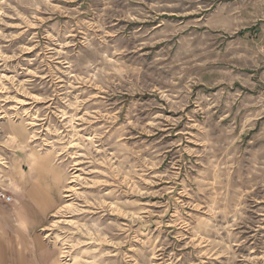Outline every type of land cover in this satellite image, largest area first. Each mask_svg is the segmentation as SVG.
Segmentation results:
<instances>
[{
  "label": "rangeland",
  "instance_id": "1",
  "mask_svg": "<svg viewBox=\"0 0 264 264\" xmlns=\"http://www.w3.org/2000/svg\"><path fill=\"white\" fill-rule=\"evenodd\" d=\"M263 65L264 0H0L6 222L38 264H264Z\"/></svg>",
  "mask_w": 264,
  "mask_h": 264
},
{
  "label": "crops",
  "instance_id": "2",
  "mask_svg": "<svg viewBox=\"0 0 264 264\" xmlns=\"http://www.w3.org/2000/svg\"><path fill=\"white\" fill-rule=\"evenodd\" d=\"M239 83L244 87L246 93L243 101L244 118L247 119L252 133H255L257 130L259 134H264V65L259 68L258 72L253 70L249 72V75L245 76ZM29 190L35 193L36 186L34 183L26 188L24 196L28 203V200H30ZM31 199L32 206L30 207H34L32 213L42 214L44 210L41 204H38V209H36L33 201L34 198L31 197ZM7 205L8 203L0 201V264L41 263L43 255L41 252H38L42 248L41 241L35 237H26V232L33 233L36 227L32 224L31 226L24 225L20 227L21 225L18 224V227L15 228L11 222L8 224L5 219V216L9 214L8 211H10L9 209L8 211L6 210ZM22 212L25 213L24 210ZM14 214L18 219L17 216L21 215V211L16 210ZM10 220L11 217H9ZM7 231L10 232V235L7 234ZM14 231H16V234ZM17 232L19 233L18 235Z\"/></svg>",
  "mask_w": 264,
  "mask_h": 264
},
{
  "label": "built area",
  "instance_id": "3",
  "mask_svg": "<svg viewBox=\"0 0 264 264\" xmlns=\"http://www.w3.org/2000/svg\"><path fill=\"white\" fill-rule=\"evenodd\" d=\"M0 201L4 203H11L12 198L5 191L0 190Z\"/></svg>",
  "mask_w": 264,
  "mask_h": 264
}]
</instances>
